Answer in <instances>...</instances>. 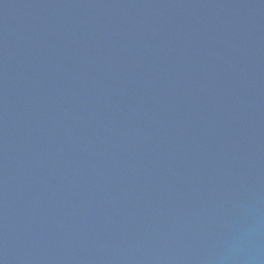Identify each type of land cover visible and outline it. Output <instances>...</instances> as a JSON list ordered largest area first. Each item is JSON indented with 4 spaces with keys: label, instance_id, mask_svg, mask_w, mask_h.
Wrapping results in <instances>:
<instances>
[{
    "label": "water",
    "instance_id": "95a60500",
    "mask_svg": "<svg viewBox=\"0 0 264 264\" xmlns=\"http://www.w3.org/2000/svg\"><path fill=\"white\" fill-rule=\"evenodd\" d=\"M0 264H264V0H0Z\"/></svg>",
    "mask_w": 264,
    "mask_h": 264
}]
</instances>
